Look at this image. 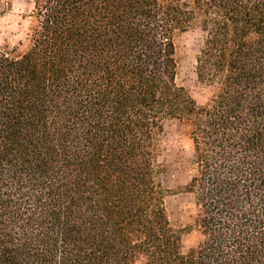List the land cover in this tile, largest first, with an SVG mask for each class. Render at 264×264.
I'll use <instances>...</instances> for the list:
<instances>
[{
  "label": "trees",
  "instance_id": "obj_1",
  "mask_svg": "<svg viewBox=\"0 0 264 264\" xmlns=\"http://www.w3.org/2000/svg\"><path fill=\"white\" fill-rule=\"evenodd\" d=\"M28 5L27 46L0 47V264H264V0ZM196 28L201 105L177 83L176 39ZM168 120L192 154L175 190ZM175 194L193 200L184 228Z\"/></svg>",
  "mask_w": 264,
  "mask_h": 264
},
{
  "label": "rangeland",
  "instance_id": "obj_2",
  "mask_svg": "<svg viewBox=\"0 0 264 264\" xmlns=\"http://www.w3.org/2000/svg\"><path fill=\"white\" fill-rule=\"evenodd\" d=\"M30 11L28 0H9L8 7L0 0V47L7 46L9 49L16 48L20 51L25 49L28 43ZM203 41V33L196 28L180 34L175 43L178 61L177 83L200 105L209 96L208 90L198 83L195 75L196 57ZM157 139L158 162L166 169L164 185L170 190H175L187 182L191 173L189 126L185 122L168 120ZM166 205L175 226L184 228L192 224L194 205L190 195H170ZM198 238L195 231L183 234L182 251L193 248Z\"/></svg>",
  "mask_w": 264,
  "mask_h": 264
}]
</instances>
